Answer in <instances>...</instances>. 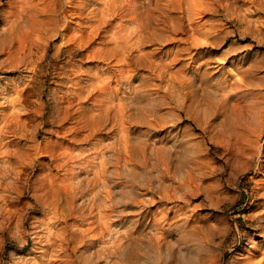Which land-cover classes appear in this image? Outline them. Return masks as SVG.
<instances>
[{
    "label": "rangeland",
    "instance_id": "1",
    "mask_svg": "<svg viewBox=\"0 0 264 264\" xmlns=\"http://www.w3.org/2000/svg\"><path fill=\"white\" fill-rule=\"evenodd\" d=\"M27 1L0 0V106L4 102L2 105L8 107H0V129L4 128L0 145L14 140L6 153L0 150V176L5 171L8 177L0 180V222L5 223V227L0 223V264H132L127 257L124 259L121 256V250L115 244L119 238H124L128 230L133 237L142 241L139 242L142 248L138 249L140 260L135 264H257L258 260V264H264V8L257 10L250 0H151L153 4L157 2L160 5L159 11L167 16L166 24L171 22V25L167 24L166 29L159 30L158 34H151L154 38H144L141 48L130 49L134 59L126 58L121 62L125 77L119 80L120 77L115 74L119 68L117 65L120 66L115 61L121 57L119 48H116L119 54H104L106 59L87 55L95 45L99 46L104 41L103 38H96L90 49L80 48L76 56L62 53L57 44H63L66 39L59 34L41 40L34 54L28 57L27 53H10L7 49L5 53L3 48L8 41L5 42V35L12 20L18 14H30L28 16L34 19L35 13H38V17H41L36 11L43 1ZM72 1L78 3L77 0ZM141 1L146 3V0ZM68 18L74 27L78 25L80 19L76 15ZM118 18L117 21L112 20L116 22H111L106 29H120ZM72 20L77 21L74 23ZM124 21L122 30L133 28L130 21ZM71 29L66 33L72 35L74 30ZM108 30L104 31L105 34H109ZM110 48H114V45H109L107 51ZM12 64L17 66L11 72L10 69H14L11 68ZM97 69L101 70L97 84H112L114 88L122 85L118 96L115 93L111 97L105 96V101L114 106L110 110L111 115L97 120V116H100L97 111L99 106H94L95 110L88 112L90 123L87 131L82 132L88 137L73 147L78 159L74 163L75 168L67 172L64 167L53 168L48 154L56 148L57 135L64 130L57 126L59 120L56 115L62 105L56 106L55 101L61 89L66 90V85L71 84V77L85 79L88 93L96 78H89L88 75L95 74ZM62 82L66 84L65 87ZM4 85L9 86V91L4 90ZM17 86L21 87L18 89L28 86L29 99L42 103V117L31 121L33 117L24 116L25 109L18 102H12L17 95L20 96L16 92ZM97 94L88 98V107H93ZM120 98L123 104L125 102L121 122L116 106ZM9 122L14 126L7 131ZM69 125L67 123L65 126ZM18 143L23 146L22 149L29 147L32 150L22 153L23 157L32 153L33 158V162L28 161L31 168H24L21 174L24 183L15 179L17 174L14 169H22L15 156ZM64 144L67 145L68 141ZM117 155L120 157L118 164L115 163ZM103 162H106L103 175L94 188L92 179L97 178L95 175L99 174L98 169ZM147 167L149 170H146ZM52 172L57 173L58 177L61 174L62 178H57L56 188L59 197H62L57 198L56 205L49 206V200L44 199L37 189L43 182L49 181ZM69 175H76V183L67 198L64 178ZM133 180L136 183L134 193L123 198ZM12 183L18 188L8 189ZM144 186H147L146 189ZM106 187L110 191L109 197ZM95 189L99 190L96 197ZM175 190L179 192L178 195ZM112 200L117 201L114 207H111ZM105 214L107 217L101 221L100 216ZM106 224H110L108 230Z\"/></svg>",
    "mask_w": 264,
    "mask_h": 264
},
{
    "label": "bare ground",
    "instance_id": "2",
    "mask_svg": "<svg viewBox=\"0 0 264 264\" xmlns=\"http://www.w3.org/2000/svg\"><path fill=\"white\" fill-rule=\"evenodd\" d=\"M24 1V0H23ZM29 1V0H28ZM27 1V2H28ZM34 0H32V1H30V2H33ZM43 2H42V6L41 7H39V8H37V11L36 12H39V14L41 15V17H38V13H35V11H34V13H35V18L34 19H32V18H30L29 16H30V14H28V15H21V16H18L17 15V17L16 18H14L13 20H12V24H11V26H10V29H9V31L7 32V35H5V36H7V38L5 39V42H6V40L8 39V41H7V44H6V46H5V48H3L4 50H5V53H6V51L7 52H10V53H12V52H19V53H24V54H26V56L28 57V55H33L34 54V49L36 48V46L39 44V42H42L45 38H50V35H52V36H56V35H62V38L63 39H66V40H64V43L62 44H60V45H58L57 44V46H59V48H60V50L62 51V53L63 52H65V53H68L69 55H73V56H76L77 54H79L80 53V48L82 49V48H84V47H86V48H89L90 47V45H92L94 42H95V40H96V38H103L104 39V41H102V42H100L99 44V46H94V49H92V50H90V51H87V52H90L89 54H87V52H86V54L88 55V57H90V58H92V57H100V58H102V59H106L105 57H104V54H106L107 55V53H110L111 55H113L114 53H117L118 52V50L116 49V48H119L120 50H121V54H119V52H118V54L121 56L120 58H117V60H115V58H114V60L115 61H117L118 62V64L120 65V66H118L117 65V67H119L118 69H117V71L115 72V74L116 75H118L120 78H119V80H121L122 79V77H125V75L123 74L124 73V69L122 68V64H121V62L122 61H126L125 59L126 58H131V57H133L134 55H133V53H132V55L133 56H131V52H130V49H136L137 47H140V45H141V43L144 41V38H149V37H151V38H154L153 36H151V34H158V31L159 30H164V29H166V27H167V24H170V23H167L166 24V19H167V16L164 14V12L163 11H159V6L160 5H158V3L156 2V3H152L151 2V0H146L145 2L146 3H142V2H144V1H141L140 2V0H77V2L78 3H74L72 0H65L64 2L62 1V2H60V0H42ZM167 1V0H166ZM170 1V0H169ZM168 1V3L170 4V2ZM193 1V0H192ZM19 2H21V1H19ZM38 2H41V1H38ZM250 2L251 3H253L254 5H256V9L258 10V9H262V8H264V0H250ZM98 3H100L99 4V6L101 5H103L102 7H99V6H97L96 7V4H98ZM180 3H182V2H180ZM191 3V2H190ZM17 4L20 6V4H22V3H18L17 2ZM66 4H68V5H66ZM191 4H193V3H191ZM17 5V6H18ZM32 5V4H31ZM38 5V4H37ZM94 6L93 8H90L89 9V7L90 6ZM163 5V4H162ZM182 4H180V7L182 8V6H181ZM184 5V4H183ZM186 5V4H185ZM184 5V6H185ZM190 5V4H189ZM21 6H23V4L21 5ZM25 6V5H24ZM34 6V5H33ZM36 6V5H35ZM183 6V7H184ZM193 6V5H192ZM36 7H38V6H36ZM68 7V8H67ZM194 7V6H193ZM23 8V7H22ZM180 8V9H181ZM187 8V7H186ZM198 8H199V6H198ZM216 8V7H215ZM24 9H26V8H24ZM87 9H89V12L87 13L86 12V10ZM183 9V8H182ZM200 9H202V7L200 8ZM155 10H157L158 11V13L155 11ZM175 10V9H174ZM194 10H197L196 8L194 9ZM27 11V10H26ZM25 11V12H26ZM186 11V10H185ZM184 11V12H185ZM18 13H19V11H17ZM16 12V13H17ZM22 11H20V13H21ZM24 12V13H25ZM200 12V11H199ZM85 13H87L86 15H84ZM169 13V12H168ZM202 13V12H201ZM182 14H183V12H182ZM204 14V13H203ZM73 15H76V17L78 18V19H80L79 20V22H78V25H76L75 27H74V25H72V22H71V19L69 20V18H68V16L69 17H73ZM202 15V14H201ZM11 16H13V15H11ZM120 18V24L118 25L119 27H120V29L118 28V29H115V30H108V29H106L110 24H112L113 22H116L117 21V18ZM202 17V16H201ZM118 18V19H119ZM182 18H185L184 16L182 17ZM30 19V20H29ZM114 19H116V21H112V20H114ZM124 20H128V22L130 21L131 23H132V25H133V28L132 29H124V30H122L123 29V27H122V25L125 23V21ZM184 20V19H183ZM11 21V20H10ZM73 22L75 21V20H72ZM77 21V20H76ZM75 21V22H76ZM122 21L124 22V23H122ZM74 22V23H75ZM112 22V23H111ZM114 24V23H113ZM126 25V24H125ZM161 25H163V27H161ZM171 25V24H170ZM117 26V27H118ZM129 26V25H128ZM127 26V27H128ZM110 27V26H109ZM108 27V28H109ZM116 27V28H117ZM217 27V26H216ZM73 29L74 30V32H73V34L72 35H70L69 33V38L67 37L68 36V34L66 33L67 31L68 32H70L69 30L70 29ZM114 28V27H113ZM71 29V30H72ZM112 29V28H111ZM105 30H108L107 32H109V34H105ZM182 30V32H183V29H181ZM212 30V29H211ZM194 31V30H193ZM197 31V30H196ZM104 32V33H103ZM181 32V31H180ZM192 33V32H191ZM194 33V32H193ZM210 33V32H209ZM65 34H67V36H65ZM198 34V33H197ZM196 34V35H197ZM172 35V34H171ZM170 35V36H171ZM51 36V37H52ZM182 39V38H181ZM42 40V41H41ZM62 40V39H61ZM99 40V39H98ZM154 40V39H153ZM175 40V39H174ZM45 41H47V40H45ZM49 41V40H48ZM170 41V40H169ZM50 42V41H49ZM171 42V41H170ZM186 42H188V40H186ZM175 43V42H174ZM44 44V43H43ZM166 44V43H165ZM182 44V43H181ZM73 46L72 48H67L68 46ZM109 45H114V48H110L108 51H107V48H108V46ZM155 45V44H154ZM180 45V44H179ZM43 46V45H42ZM200 46V45H199ZM4 47V46H3ZM45 47V46H44ZM44 47H42V48H44ZM113 47V46H112ZM38 48V47H37ZM57 48V47H56ZM141 48V47H140ZM143 48V47H142ZM192 48V47H191ZM7 49V50H6ZM90 49V48H89ZM143 49H145V48H143ZM43 50V49H42ZM46 50V49H45ZM183 50V49H182ZM59 50H57V52H58ZM82 51V50H81ZM186 51V50H185ZM134 52V51H133ZM141 53L143 52V51H140ZM139 52V53H140ZM146 52H148V51H146ZM155 52V51H154ZM154 52H152V53H154ZM60 53V52H59ZM134 53H136V52H134ZM140 53V54H141ZM23 54V55H24ZM117 54V55H118ZM144 54V53H143ZM14 55V54H13ZM12 55V56H13ZM22 55V56H23ZM137 55V54H136ZM11 56V57H12ZM18 56V55H17ZM44 55H42L41 57H43ZM180 56V55H179ZM16 57V56H15ZM21 57V56H20ZM82 57V56H81ZM148 57V56H147ZM33 58V57H32ZM87 58V57H86ZM14 59H16V58H14ZM18 59V58H17ZM21 59H23V57L21 58ZM29 59V58H28ZM134 59V57L132 58V60ZM6 60V59H5ZM12 60V59H11ZM10 60V61H11ZM39 60H40V58H39ZM80 60V59H79ZM88 60H89V58H88ZM94 61H95V59H93ZM111 60V59H110ZM113 60V61H114ZM14 61V60H13ZM86 61V60H85ZM113 61H112V64H113ZM15 62V61H14ZM17 63H18V60L16 61ZM21 62H22V60H21ZM24 62H25V60H24ZM90 62V61H89ZM4 63V62H3ZM13 63V62H12ZM40 63V62H39ZM70 63V62H69ZM82 63V62H81ZM103 63V62H102ZM18 64H21V63H18ZM24 64V63H23ZM85 64V63H84ZM92 64V63H91ZM100 64V63H99ZM104 64V63H103ZM135 64V63H134ZM138 64V63H137ZM6 65V64H5ZM13 65V64H12ZM11 65V68H14V69H10V71L12 72V71H14L15 70V68H16V66L15 65H13L12 66ZM40 65V64H39ZM83 65V64H82ZM87 65V64H86ZM85 65V66H86ZM90 65V64H89ZM96 65H98V64H96ZM95 65V66H96ZM107 65V64H106ZM110 65H111V63H110ZM154 65V64H153ZM1 66H2V63H1ZM20 66V65H19ZM163 66V65H162ZM9 67V66H8ZM21 67V66H20ZM29 67V66H28ZM75 67V66H74ZM108 67H110V66H108ZM113 67H114V65H113ZM116 67V68H117ZM126 67V66H125ZM124 67V68H125ZM129 67V66H128ZM142 67V66H141ZM140 67V68H141ZM149 67V66H148ZM167 67V66H166ZM5 68V67H4ZM23 68V67H22ZM34 68V67H33ZM134 68V67H133ZM6 69H7V66H6ZM35 69V68H34ZM92 69V68H91ZM126 69V68H125ZM149 69H151V68H149ZM153 69V68H152ZM169 69V68H168ZM1 70H2V68H1ZM28 70V69H27ZM32 70V69H31ZM105 70H109L108 68H105ZM137 70H139V69H137ZM7 71V70H6ZM5 71V72H6ZM9 71V70H8ZM9 71V72H10ZM18 71H22V70H18ZM67 71H69V70H67ZM66 71V72H67ZM103 71V70H102ZM140 71V70H139ZM23 72H24V70H23ZM30 72V71H29ZM28 72V73H29ZM31 72H34V71H31ZM63 72H65V71H63ZM100 72H101V70L100 69H97V72L95 73V74H93V75H91V74H89L88 76H89V78H95V80H94V82L90 85L91 86V88L88 90L89 92L88 93H86V86L84 85V80L85 79H82V78H80V77H71L70 78V80H71V84L70 85H66L65 83H61V84H65L66 85V90H63V89H61V93H60V95H59V97H58V99H57V101H55V104H56V106H59V104H61L62 106H60V109H61V111H59V113H58V115H56L57 116V119L59 120V123H58V128L60 127V128H63L64 130H63V132H62V134H58L57 135V139H56V148L55 149H53L52 151H50L49 152V154H48V156H50L51 157V164L52 165H54V167L53 168H56V167H64L65 168V170H66V172L67 171H72L74 168H75V162H78V159H77V157H76V154L74 153V146H76L77 144H79V142H81L82 141V139H85L86 137H88V136H85L83 133V131H87V127H88V125H89V123H90V121H89V117H88V112H90V111H92V110H95L94 109V106H99V109L97 110L98 111V114L100 115V116H97V120H104V119H106V118H108L109 117V115H111L110 113V110L114 107L113 106V103H107L105 100V96H109V97H111V94H113V93H115V95L117 94V96L119 95V88L122 86H116V88H114V87H111V85L112 84H104V85H99V84H97V82H96V80L100 77ZM109 72H110V70H109ZM108 72V73H109ZM169 72V71H168ZM172 72V71H171ZM103 73V72H102ZM101 73V74H102ZM136 73H138L137 71H136ZM23 74V73H22ZM158 74V73H157ZM164 74V73H163ZM104 75V74H103ZM124 75V76H123ZM137 75V74H136ZM20 76V75H19ZM66 76V75H65ZM72 76V75H71ZM102 76V75H101ZM113 77H114V75H112ZM111 76V77H112ZM132 76V75H131ZM134 76V75H133ZM23 77V76H22ZM44 77V76H43ZM63 77V76H62ZM68 77L69 76H67V79H68ZM87 77V76H86ZM112 77V78H113ZM65 78V77H64ZM102 78V77H101ZM106 78V77H105ZM107 78H109V76H107ZM133 79H135L134 77H132ZM158 78V77H157ZM23 79V78H22ZM32 79H33V77H32ZM111 79V78H110ZM161 79V78H160ZM63 80V79H62ZM61 80V81H62ZM89 80V79H88ZM102 80H104L103 78H102ZM108 80V79H107ZM122 80H124V79H122ZM129 80V79H128ZM131 80V79H130ZM136 80V79H135ZM162 80V79H161ZM24 81V80H23ZM67 81V80H66ZM104 81H106V80H104ZM104 81H102L103 83H105ZM127 81V80H126ZM141 81H142V79H141ZM172 81V80H171ZM17 82V81H16ZM25 82H26V80H25ZM108 82V81H107ZM113 82V81H112ZM114 82H116V81H114ZM131 82V81H130ZM134 82V81H133ZM10 83V82H9ZM13 83V82H12ZM70 83V82H69ZM110 83V82H109ZM118 84H119V81L117 82ZM116 83V84H117ZM127 83V82H126ZM4 84V83H3ZM7 84V83H6ZM24 84V83H23ZM90 84V83H89ZM10 85V84H9ZM58 85H60V82H58ZM65 85H64V87H65ZM114 85V84H113ZM124 85V84H123ZM127 85V84H126ZM131 85V84H130ZM175 85V84H174ZM5 86V85H4ZM11 86V85H10ZM13 86V85H12ZM11 86V87H12ZM21 86V85H20ZM20 86H17V89H16V92L20 95V96H16L15 97V99H13L12 100V102L13 103H15V102H18L24 109H25V114H23L24 116H27L28 118L29 117H33L32 119H31V121H34V120H36L38 117H42V113H43V107H42V103H38V102H32L30 99H29V96L31 95L30 93L28 94V91H29V87L27 86L26 88L24 87L23 89H18V87L19 88H21ZM115 86V85H114ZM137 86V85H136ZM138 86H140V85H138ZM137 86V87H138ZM9 86L8 85H6L5 87H4V90L6 89V91H9V90H7V88H8ZM15 87V86H14ZM134 87V86H133ZM2 88V87H1ZM58 88V87H57ZM59 88H61V87H59ZM62 88H63V86H62ZM126 88V87H125ZM121 90H122V88H120ZM128 89V88H127ZM131 89V88H130ZM3 90V91H4ZM14 91H15V88L13 89ZM55 90V89H54ZM54 90H53V92H54ZM60 90V89H59ZM124 90V89H123ZM56 91V90H55ZM128 91V90H127ZM5 92V91H4ZM10 92H12V91H10ZM8 93V92H7ZM15 93V92H14ZM54 93H56V92H54ZM96 93H98L97 95H98V97L95 99V102H93L92 103V105H93V107L91 108V107H88V103H87V101H89L88 100V98H93L92 96L94 95V94H96ZM122 93V92H121ZM120 93V94H121ZM128 93V92H127ZM3 94V93H2ZM126 94V93H125ZM6 95H8V94H6ZM10 95V94H9ZM56 95V94H55ZM54 95V96H55ZM122 95V94H121ZM127 95V94H126ZM96 96V95H95ZM132 96V95H131ZM4 97H6V96H4ZM34 97V96H33ZM115 97V96H114ZM130 97V96H129ZM122 98V97H121ZM121 98H120V100L118 101V104L116 105L117 106V108H118V113H119V119L121 118V114H123V110H124V106L123 105H125V102H124V104H123V102L121 101ZM123 98H125V97H123ZM8 99V98H7ZM54 99H56V98H54ZM108 99V98H107ZM111 99V98H110ZM109 99V100H110ZM127 99L128 98H126V101H127ZM133 99V98H132ZM10 100V99H9ZM92 100V99H91ZM6 101V100H5ZM11 101V100H10ZM37 101H38V99H37ZM108 101V100H107ZM111 101L112 102H114V99L112 100L111 99ZM90 102H92V101H90ZM130 102H132V101H130ZM3 104H4V102H2ZM2 103H1V106L0 107H6V105H2ZM9 103V102H8ZM105 103H107V104H105ZM127 103V102H126ZM129 103V102H128ZM140 104V103H139ZM7 105H9V104H7ZM13 105V104H12ZM16 105V104H15ZM90 105V104H89ZM133 105V104H132ZM103 106H104V108H103ZM115 106V107H116ZM12 107V106H11ZM6 108H8V107H6ZM51 108V107H50ZM3 109V108H2ZM11 109V108H10ZM15 109V108H14ZM5 110V109H4ZM55 110V109H54ZM115 110H117V109H115ZM16 111H18V110H16ZM114 111V110H113ZM125 111V110H124ZM55 112H57V111H55ZM95 113H96V111H94ZM13 113V112H12ZM16 113V112H15ZM21 113V112H20ZM127 113V112H126ZM154 113V112H153ZM8 114L9 113H7L6 115L8 116ZM18 114H19V112H18ZM57 114V113H56ZM113 114V113H112ZM260 114V113H259ZM1 115L2 114H0V118H1ZM22 115V116H23ZM94 115V114H93ZM96 115V114H95ZM90 116V115H89ZM153 116V115H152ZM151 116V117H152ZM55 117V116H54ZM9 118H11V117H9ZM116 118H118V117H116ZM25 119V118H24ZM93 119V118H92ZM115 119V118H114ZM153 119V118H152ZM10 120V119H9ZM39 120V119H38ZM55 120V119H54ZM151 120V119H150ZM150 120L148 121V122H150ZM20 121V120H19ZM26 121V120H25ZM42 121V120H41ZM48 121V120H47ZM118 121V120H117ZM154 121V120H153ZM5 122V121H4ZM12 122H14V121H12ZM10 123L9 124V126H8V129H7V127H5L6 129H7V131H9V130H11L12 128H13V123ZM16 122V121H15ZM21 122V121H20ZM23 122V121H22ZM52 122V121H51ZM119 122V121H118ZM120 122H121V119H120ZM119 122V123H120ZM152 122V121H151ZM6 123V122H5ZM8 123V122H7ZM55 123V122H54ZM67 123H70V125L69 126H65ZM107 123V122H106ZM124 123V122H123ZM129 123H131V122H129ZM133 123V122H132ZM153 123V122H152ZM25 124V123H24ZM31 124H33V123H31ZM53 124V123H52ZM17 125V124H16ZM20 125V124H19ZM36 125H38L37 123H36ZM43 125V124H42ZM119 125H121V124H119ZM132 125V124H131ZM25 126V125H24ZM56 126V127H57ZM91 126V125H90ZM115 126V125H114ZM129 126V125H128ZM134 126V125H133ZM37 127V126H36ZM44 127V126H43ZM110 127V126H109ZM117 127H118V125H117ZM121 127V126H120ZM146 127V126H145ZM16 128V127H15ZM37 128H39V126L37 127ZM3 129L4 128H1L0 129V139H2V132H3ZM19 129V128H18ZM43 129V128H42ZM50 129V128H49ZM120 129V128H119ZM30 130V129H29ZM38 130V129H37ZM104 130V129H103ZM41 131V130H40ZM45 131V130H44ZM58 131V130H57ZM56 131V132H57ZM114 131V130H113ZM119 131V130H118ZM117 131V132H118ZM121 131V133H123L122 132V129L120 130ZM128 131V130H127ZM132 131V130H131ZM130 131V132H131ZM27 132V131H26ZM59 132V131H58ZM83 132V133H82ZM5 133V132H4ZM49 133V132H48ZM60 133V132H59ZM120 133V132H119ZM128 133H129V131H128ZM38 134V133H37ZM47 134V133H46ZM56 134V133H55ZM105 134V133H104ZM110 134H112V133H110ZM117 134V133H116ZM136 134V133H135ZM27 135V134H26ZM122 135V134H121ZM130 135H132V134H130ZM3 136H5V135H3ZM11 136V135H10ZM15 136H17V135H15ZM67 136H69L68 137V139H67ZM71 136V137H70ZM83 136H85L84 138H83ZM96 136H98V135H96ZM123 136V135H122ZM121 136V137H122ZM126 136V135H125ZM24 137V136H23ZM35 137V136H34ZM113 137H115V136H113ZM120 137V136H119ZM118 137V138H119ZM9 138V137H8ZM17 138H19V137H17ZM56 138V137H55ZM123 138H124V136H123ZM26 139V138H25ZM46 139V138H45ZM50 139V138H49ZM48 139V140H49ZM27 140V139H26ZM91 140V139H90ZM89 140V141H90ZM93 140V139H92ZM95 140V139H94ZM98 140V139H97ZM123 140V139H122ZM148 140V139H147ZM22 141V140H21ZM33 141V140H32ZM40 141V140H39ZM68 141V144L67 145H65L64 143L65 142H67ZM119 141V140H118ZM124 141V140H123ZM126 141V140H125ZM14 142V140H11V141H7V143H3V144H1L0 145V147L2 148V149H0V150H3L5 153H6V151H8V146L10 145V144H12ZM27 142V141H26ZM31 142V141H30ZM35 142H36V140H35ZM38 142V141H37ZM41 142H43L44 143V141H41ZM50 142V141H49ZM92 142V141H91ZM146 142V141H145ZM19 143H21V142H19ZM16 144L17 145V149L15 150V151H17L16 153H15V156L18 158L17 159V162H18V165L22 168V169H19V167L17 168V170L15 171V169H14V172L17 174V177L15 178L16 180H17V182H19V183H24L23 182V178H22V172H23V169L24 168H26V167H28V161H31L33 158H32V153H29L28 155H26L25 157H23L22 156V153H24V152H30V150H31V148H29L28 147V149H22V145H20V144ZM28 143V142H27ZM53 143V142H52ZM124 143V142H123ZM147 143V142H146ZM81 144V143H80ZM148 145V144H147ZM11 146V145H10ZM13 146H15V145H13ZM32 146V145H31ZM45 146V145H44ZM44 146H42L43 147V149H44ZM91 146V145H90ZM102 146V145H101ZM114 146H115V144H114ZM117 146V145H116ZM143 146V145H142ZM140 147V148H143V147ZM41 147V148H42ZM48 147H50V146H48ZM92 147H94V146H92ZM106 147V146H105ZM104 147V148H105ZM123 147H125L126 148V146H123ZM4 148V149H3ZM34 148H38V147H34ZM41 148L39 149V150H41ZM91 148V147H90ZM76 149V148H75ZM113 149V148H112ZM149 149V148H148ZM151 149V148H150ZM90 150V149H89ZM105 150H107V149H105ZM127 150V149H126ZM129 151H132V150H130V148L128 149ZM142 151H143V149H141ZM32 151V150H31ZM47 151H49V150H47ZM102 151V150H101ZM125 151V150H124ZM103 152V151H102ZM121 152V151H120ZM101 153V152H100ZM99 153V154H100ZM104 153V152H103ZM106 153V152H105ZM131 153V152H130ZM155 153V152H154ZM41 154H43V153H41ZM98 154V155H99ZM143 154H144V152H143ZM40 155V154H39ZM45 155V154H44ZM101 155H102V153H101ZM120 155V154H119ZM5 156V155H4ZM3 156V157H4ZM43 156V155H42ZM46 156H47V154H46ZM47 156V157H48ZM93 156H94V153H93ZM132 156V155H131ZM146 156V155H145ZM86 157V156H85ZM84 157V158H85ZM95 157H97V154H96V156ZM99 157V156H98ZM146 157H148V156H146ZM156 157H157V155H156ZM127 158V157H126ZM9 159V158H8ZM89 159H91V158H89ZM39 160H41V159H39ZM47 160V159H46ZM50 160V159H49ZM101 160V159H100ZM100 160H99V162H100ZM103 160V159H102ZM101 160V161H102ZM115 160H116V164H118L119 162H120V157H118V155L117 156H115ZM149 160V159H148ZM152 160V159H151ZM166 160V159H165ZM164 160V161H165ZM42 161V160H41ZM80 161V160H79ZM98 161V160H97ZM144 161V160H143ZM1 162L2 161H0V164H1ZM9 162V161H8ZM11 162V161H10ZM9 162V163H10ZM31 162H33V161H31ZM40 162V161H39ZM46 162V161H45ZM88 162V161H87ZM108 163H109V161H107ZM113 162V163H114ZM127 162H129L128 160H127ZM146 162V161H145ZM49 163V162H48ZM93 163V162H92ZM96 163V162H95ZM101 163V162H100ZM100 163H99V165H100ZM15 164V160L13 159V163H12V165H14ZM105 164H106V162H103L102 163V167L101 168H99L98 169V172H99V174H97V175H95V176H97V178L94 180V179H92L93 180V182H92V185H93V187L95 188V183L100 179V176H102L103 175V170H104V168H105ZM155 164V163H154ZM52 165H51V168H52ZM128 165H129V163H128ZM5 166V165H4ZM34 166V165H33ZM32 166V167H33ZM46 166V165H45ZM50 166V165H49ZM126 166V165H125ZM150 166V165H149ZM163 166V165H162ZM47 167V166H46ZM96 167V166H95ZM109 167V166H108ZM15 168V167H14ZM28 168H31V166L30 167H28ZM77 168H79V167H77ZM88 168V167H87ZM90 168V167H89ZM118 168V167H117ZM148 168V167H147ZM81 169V168H80ZM96 169H97V167H96ZM133 169V168H132ZM165 169H167V168H165ZM39 170V169H38ZM93 170H94V168H93ZM117 170V169H116ZM115 170V171H116ZM146 170H149V168L148 169H146ZM4 171V170H3ZM46 171V170H45ZM52 171V170H51ZM55 171H56V169H55ZM63 171V170H62ZM97 171V170H96ZM44 172V171H43ZM153 172H155V171H153ZM39 173H42L41 171L39 172ZM59 173V172H58ZM82 173V172H81ZM140 173V172H139ZM164 173H165V171H164ZM2 175L0 176V180L2 179V178H4V177H6L7 175V173L4 171V172H2L1 173ZM11 174V173H10ZM13 175H14V173H12ZM25 174H27V173H25ZM47 174V173H46ZM71 174H73V172H71ZM91 174V173H90ZM153 174H155V173H153ZM169 174V173H168ZM9 175V174H8ZM28 175V174H27ZM59 175V174H58ZM61 175V174H60ZM59 175V177L60 178H62L61 176ZM78 175V174H77ZM80 175V174H79ZM92 175V174H91ZM171 175V174H170ZM174 175V174H173ZM159 176V175H158ZM172 176V175H171ZM37 177V176H36ZM58 176H57V173H55V172H52L51 173V175H50V178H49V181H47V183L46 182H43L42 184H41V186L39 187V189H37L38 190V192L39 191H41L42 192V197L44 198V199H46V200H49V206H54V205H56V200H57V198H58V200H59V198H61V197H59V191H58V186H56V183L58 182L57 181V178H59ZM76 177V175H69V177H66V178H64V180H65V184H64V186H65V191H66V193H67V198H69V196H70V192L74 189V185H75V181H74V178ZM178 177V176H177ZM184 177V176H183ZM6 178H8V177H6ZM48 179V178H47ZM105 179V178H104ZM155 179H158L157 177L155 178ZM159 179H160V177H159ZM181 180H182V178H180ZM179 179V180H180ZM62 180V179H61ZM170 180H171V178H170ZM86 181V180H85ZM27 182V181H26ZM39 182V181H38ZM61 182V181H60ZM105 182V181H104ZM103 182V183H104ZM137 182V181H136ZM150 182V181H149ZM152 182V181H151ZM155 183H156V180L154 181ZM166 182V181H165ZM2 182H0V184H1ZM62 183V182H61ZM60 183V184H61ZM181 183H183V182H181ZM39 184V183H38ZM100 184V183H99ZM124 184H126V183H124ZM123 184V185H124ZM137 184H139V183H137ZM159 183H157V185H158ZM62 185V184H61ZM122 185V186H123ZM136 185V183H135V180H133V182L130 184V188H129V190L127 191V193H125L124 194V196H123V198L124 197H130V195H132L133 193H134V186ZM144 185H146V184H144ZM154 185V184H153ZM6 186V185H5ZM138 186V185H137ZM168 186V185H167ZM22 187H23V185H22ZM57 187V188H56ZM147 187V186H146ZM146 187L144 186V188L146 189ZM148 187H150L149 185H148ZM153 186H151V189L152 190H154L153 188H152ZM172 187V186H171ZM16 188H18V186L17 185H15V183H12L11 185H10V187L8 188V189H16ZM32 188H34L33 186H32ZM122 188H124V187H122ZM128 188V187H127ZM163 188V187H162ZM169 188V187H168ZM173 188V187H172ZM93 189V188H92ZM139 189H141L140 187H139ZM143 189V188H142ZM149 189V188H148ZM1 190V189H0ZM3 190H4V188H3ZM59 190H62L61 188L59 189ZM106 190L108 191V189H107V187H106ZM105 190V191H106ZM13 191V190H12ZM144 191V190H143ZM146 191V190H145ZM169 191H171V189L169 190ZM175 191H177V190H175ZM6 192V191H5ZM21 192V191H20ZM34 192V191H33ZM109 192L110 191H108V197H109ZM139 192H141V191H139ZM2 193H4V192H2ZM15 193V192H14ZM37 193V192H36ZM61 193H64V192H61ZM98 193H99V190H97V189H95V191H94V197H96L97 195H98ZM155 193H157V192H154V194ZM182 193H185V192H183L182 191ZM1 194V193H0ZM12 195H13V193H11ZM19 194V193H18ZM104 194V193H103ZM179 194V192L177 191V195ZM63 195V194H62ZM147 195V194H146ZM152 195V194H151ZM158 196H159V194H157ZM169 195V194H168ZM168 195H166L165 194V196H168ZM1 196V195H0ZM145 196V195H144ZM40 197V196H39ZM107 197V198H108ZM139 196H137V198H138ZM151 197V196H150ZM154 197V196H153ZM161 197V196H160ZM163 197V196H162ZM2 198V197H1ZM19 198H20V196H19ZM84 198V197H83ZM140 198H142V197H140ZM166 199H167V197H165ZM169 198V197H168ZM179 198V197H178ZM62 199H64V197L62 198ZM61 199V200H62ZM66 199V198H65ZM2 200V199H1ZM41 200V199H40ZM80 200V199H79ZM78 200V201H79ZM135 200V199H134ZM138 200V199H137ZM150 200V199H149ZM10 201V200H9ZM76 201V200H75ZM156 201V200H155ZM12 202V201H11ZM14 202V201H13ZM42 202V201H41ZM68 202V201H67ZM119 202V201H118ZM159 202V201H158ZM36 203H37V201H36ZM38 203H40L39 201H38ZM60 203V202H59ZM90 203V202H89ZM143 203H144V201H143ZM151 203V202H150ZM161 203V202H160ZM14 204V203H13ZM117 204V201L116 200H112V204H111V207H114L115 205ZM167 204V203H166ZM3 205H4V203H3ZM28 205V204H27ZM90 205V204H89ZM141 205V204H140ZM149 205V204H148ZM156 205V204H155ZM10 206V205H9ZM40 206V205H39ZM45 206V205H44ZM63 206H65V205H63ZM62 206V207H63ZM67 206V205H66ZM41 207V206H40ZM121 207V206H120ZM119 207V208H120ZM55 208H56V206H55ZM55 208H54V211H55ZM58 208V207H57ZM87 208V207H86ZM118 208V207H117ZM130 208V207H129ZM145 208V207H144ZM3 209V208H2ZM5 209H6V206H5ZM52 209V208H51ZM96 209V208H95ZM128 209V208H127ZM151 209V208H150ZM149 209V210H150ZM15 210V209H14ZM58 210H61V209H58ZM66 210V209H65ZM83 210V209H82ZM148 210V211H149ZM2 211V210H1ZM46 211V210H45ZM54 211H53V213H54ZM70 211V210H69ZM68 211V212H69ZM103 211V210H102ZM173 211V210H172ZM5 212V211H4ZM94 212V211H93ZM98 212V211H97ZM107 212V211H106ZM114 212V211H113ZM15 213H17V212H15ZM18 213H19V211H18ZM62 213H63V211H62ZM62 213H61V215H62ZM104 213H105V211H104ZM107 213H109V210H108V212ZM147 213V212H146ZM150 213V212H149ZM4 214V213H3ZM8 214V213H7ZM6 214V215H7ZM12 214V213H11ZM168 214V213H167ZM43 215H46V214H43ZM60 215V214H59ZM96 215H97V213H96ZM128 215V214H127ZM137 215V214H136ZM158 215H160V213L158 214ZM21 215H19V217H20ZM63 216V215H62ZM129 216V215H128ZM134 216V215H133ZM8 217V216H7ZM10 217V216H9ZM58 217H60V216H58ZM84 217V216H83ZM107 217V214H105V216H100V218H101V221L103 220V219H105ZM109 217H111V216H109ZM122 217V216H121ZM127 217V216H126ZM131 217V216H130ZM136 217V216H135ZM147 217V216H146ZM23 218V217H22ZM152 218H153V216H152ZM8 219V218H7ZM6 219V220H7ZM12 219V218H11ZM11 219H9V220H11ZM18 219H20V218H18ZM62 219H63V217H62ZM61 219V220H62ZM67 219V218H66ZM149 219V218H148ZM3 220V219H2ZM9 220H7V221H9ZM21 220V219H20ZM69 219H67V221H68ZM155 220H156V218H155ZM166 220V219H165ZM118 221V220H117ZM68 222H70V221H68ZM126 222V221H125ZM138 222V221H137ZM149 222V221H148ZM147 222V223H148ZM1 223V225L2 226H4V224H2V222H0ZM20 223V222H19ZM18 223V224H19ZM95 223V222H94ZM105 223V222H104ZM116 223V222H115ZM122 223V222H121ZM124 223V222H123ZM144 223V222H143ZM150 223V222H149ZM22 224V223H21ZM65 224V223H64ZM119 224V223H118ZM92 225V224H91ZM96 225H97V223H96ZM110 225V224H109ZM109 225H107L106 224V229L108 230L109 229ZM113 225V224H112ZM138 225V224H137ZM2 226H0V227H2ZM123 226V225H122ZM5 227V226H4ZM67 227V226H66ZM132 227V226H131ZM130 227V228H131ZM148 227V226H147ZM88 228V227H87ZM134 228V227H133ZM34 229H37V228H34ZM146 229V228H145ZM87 230V229H86ZM135 230H137V229H135ZM139 230V229H138ZM162 230V229H161ZM110 231V230H109ZM129 232H130V230H128ZM145 231V230H144ZM66 232H67V230H66ZM91 232V231H90ZM112 232V231H111ZM118 232V231H117ZM129 232H126L125 234H124V238L123 239H121V238H119L118 239V241L115 243V244H117L116 245V247H118L120 250H121V256H123V258L125 259V257H127V259H128V261H130L132 264L134 263H136L137 262V260H140V253L138 254V252H140L138 249H140V248H142L141 246H140V243L139 242H141L142 243V241L140 240V239H138V238H136V236L135 237H133ZM35 233V232H34ZM55 233V232H54ZM73 233V232H72ZM138 233V232H137ZM149 233V232H148ZM51 234V233H50ZM67 234V233H66ZM70 234V233H69ZM89 234H91V233H89ZM93 235H94V233H92ZM46 235V234H45ZM105 235V234H104ZM116 235V234H115ZM138 235V234H137ZM71 236H73V235H70V237ZM102 236V235H101ZM111 236V235H110ZM120 236V235H119ZM119 236H117V237H119ZM43 237V236H42ZM49 237V236H48ZM64 237V236H63ZM100 237V236H99ZM98 237V238H99ZM106 237V236H105ZM116 237V238H117ZM121 237V236H120ZM147 237H149V236H147ZM35 238V237H34ZM46 238V237H45ZM44 238V239H45ZM115 238V237H114ZM162 238V237H161ZM36 239V238H35ZM73 239V238H72ZM86 239V238H85ZM90 239V238H89ZM101 239V238H100ZM117 240V239H116ZM39 241H42V240H40L39 239ZM75 241V240H74ZM83 241V240H82ZM87 241V240H86ZM90 241V240H89ZM92 241V240H91ZM96 241V240H95ZM43 242V241H42ZM106 242V241H105ZM109 242V241H108ZM107 242V243H108ZM147 242V241H146ZM58 243V242H57ZM82 242H80V244H81ZM87 243V242H86ZM153 243V242H152ZM36 244V243H35ZM38 244V243H37ZM40 244V243H39ZM69 244V243H68ZM72 244V243H71ZM79 244V245H80ZM92 244H94V243H92ZM50 245V244H49ZM59 245H61L62 246V244H59ZM79 245H77L78 247H79ZM112 245V244H111ZM73 246V245H72ZM89 246V245H88ZM147 246V245H146ZM69 248V247H68ZM76 247H74V249H75ZM92 248V247H91ZM158 248H159V246H158ZM77 249V248H76ZM75 249V250H76ZM80 249V248H79ZM146 249V248H145ZM157 249V248H156ZM35 250V249H34ZM50 250V249H49ZM62 250V249H61ZM72 250V249H71ZM105 250V249H104ZM117 250V249H116ZM141 250H143V249H141ZM147 250V249H146ZM58 251H60V250H58ZM77 251V250H76ZM88 251V250H87ZM54 252V251H53ZM55 252H57V250H55ZM62 252H64V251H62ZM89 252V251H88ZM159 252V251H158ZM58 253V252H57ZM86 253V252H85ZM119 253V254H120ZM142 254V253H141ZM55 256V255H54ZM72 256V255H71ZM120 256V255H119ZM143 256V255H142ZM63 257H65V256H63ZM74 257V256H73ZM90 257V256H89ZM110 257V256H109ZM156 257V256H155ZM75 258V257H74ZM152 258V257H151ZM154 259V258H153ZM260 259V258H259ZM74 260V259H73ZM142 260V259H141ZM158 260V259H157ZM53 262H54V259L52 260ZM59 261V260H58ZM105 261V260H104ZM259 261V260H258ZM258 261H256L257 262V264H258ZM263 261V260H262ZM261 261V262H262ZM85 262H87V261H85ZM103 262V261H102ZM81 263V262H80ZM82 263H84V262H82ZM100 263V262H99ZM98 263V264H99ZM140 263V262H139ZM155 263H156V261H155ZM87 264V263H86ZM144 264V263H143ZM153 264H154V262H153ZM256 264V263H255Z\"/></svg>",
    "mask_w": 264,
    "mask_h": 264
}]
</instances>
